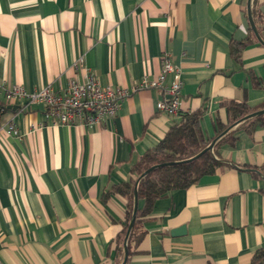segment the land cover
<instances>
[{
    "label": "crops",
    "instance_id": "crops-1",
    "mask_svg": "<svg viewBox=\"0 0 264 264\" xmlns=\"http://www.w3.org/2000/svg\"><path fill=\"white\" fill-rule=\"evenodd\" d=\"M249 3L264 40V0H0L1 85L64 90L93 76L130 93L92 128L54 125L42 105L0 95L2 264H122L127 201L108 192L181 118L157 109L161 89L134 88L168 54L182 113L204 110L202 129L220 142L227 103H264V46L250 43L240 63L231 53L250 34ZM11 122L22 137L6 133ZM241 124L217 147L224 169L156 202L126 264H264V125Z\"/></svg>",
    "mask_w": 264,
    "mask_h": 264
},
{
    "label": "trees",
    "instance_id": "trees-1",
    "mask_svg": "<svg viewBox=\"0 0 264 264\" xmlns=\"http://www.w3.org/2000/svg\"><path fill=\"white\" fill-rule=\"evenodd\" d=\"M255 21L258 23V18ZM249 32L248 38L234 42L231 47V53L238 63L242 61L244 49L257 39L251 28ZM226 108L229 124H217V137L247 115L264 109V103L258 109H253L245 102L231 101L226 104ZM203 114L204 110L182 113L179 122L173 124L164 138L132 167L131 178L125 183L114 185L108 192V194H120L127 201L125 230L120 240L128 234L132 221L135 191H137L138 200L144 202L143 206L138 209L135 224L128 237L130 255H133V248L145 235V231L142 230L143 220L153 212L160 198L172 191L187 189L197 184L202 177L224 169V162L216 158L217 147L223 142L233 144L234 131L229 130L222 135L220 142L214 144L213 151H205L211 143L202 129ZM258 125H264V115L244 121L239 128L253 132ZM154 166L157 168L141 178ZM106 196L104 198H107Z\"/></svg>",
    "mask_w": 264,
    "mask_h": 264
},
{
    "label": "built area",
    "instance_id": "built-area-1",
    "mask_svg": "<svg viewBox=\"0 0 264 264\" xmlns=\"http://www.w3.org/2000/svg\"><path fill=\"white\" fill-rule=\"evenodd\" d=\"M169 77L171 82L168 85ZM140 89H161L163 98L158 101L157 109L171 116L182 114V71L168 54L162 57V69L157 78L143 79L134 88L135 91ZM129 94V90L103 85L93 76H89L85 83L73 80L64 90L47 86L30 92L22 86L8 87L0 84V95H3L7 102L40 104L44 107L46 118L51 119L54 125H81L88 128L101 126L107 119L115 117ZM6 133L22 137L14 122L9 123Z\"/></svg>",
    "mask_w": 264,
    "mask_h": 264
},
{
    "label": "water",
    "instance_id": "water-1",
    "mask_svg": "<svg viewBox=\"0 0 264 264\" xmlns=\"http://www.w3.org/2000/svg\"><path fill=\"white\" fill-rule=\"evenodd\" d=\"M247 16H248V20H249V23H250V27H251L253 33L255 34V37L264 46V40L262 39V37H261V35H260L259 31H258V28L256 26V23L254 21L253 12H252L251 4L250 3L248 4ZM261 115H264V109L259 110V111H256L254 113H251V114L247 115L246 117H244L243 119L237 121L236 123H234L233 125H231L222 135L226 134L229 130H231L232 128L238 126L242 122H244V121H246L248 119L257 117V116H261ZM214 144H215V141L205 151H209V150L210 151H213ZM155 168H157V166H154L151 169H149L148 171H146L141 176V178L145 177L150 171L154 170ZM138 209H139V200H138V196H137V191H135V206H134V212H133L132 221H131V223L129 225V228H128V234H127L126 241H125V257H124V260H123L122 264H126V262L128 260V257H129L128 237H129V234H130V232H131V230H132V228H133V226L135 224V220H136V217H137ZM185 232H186V230L183 227L181 229L174 230L172 232V234L173 235H175V234H183Z\"/></svg>",
    "mask_w": 264,
    "mask_h": 264
}]
</instances>
